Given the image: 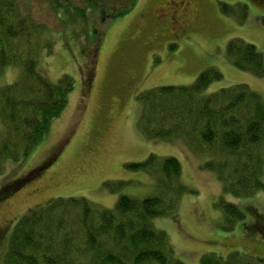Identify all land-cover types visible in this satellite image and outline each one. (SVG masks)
Returning a JSON list of instances; mask_svg holds the SVG:
<instances>
[{"label": "rangeland", "instance_id": "374dc122", "mask_svg": "<svg viewBox=\"0 0 264 264\" xmlns=\"http://www.w3.org/2000/svg\"><path fill=\"white\" fill-rule=\"evenodd\" d=\"M219 1L236 15L222 13ZM242 3L248 9L240 22L242 9L236 6ZM32 6L47 28L40 34L39 66L51 81L69 74L73 89L41 143L0 173L1 190L41 165L37 175L0 200V263L16 220L37 205L82 196L112 208L121 193L153 192L150 174L125 166L149 153L175 156L183 182L194 190L179 199L173 214L154 219L185 264H199L207 252L224 258L232 250L264 260V193L247 198L222 193L214 172L202 166L209 155L192 151L181 138H145L136 125L135 100L137 92L154 86L190 84L209 67L222 78L205 92L244 83L264 96V76L236 68L224 53L228 40L239 37L264 55V0H137L123 16L103 21L93 15L66 27L45 2L33 0ZM18 75L19 67L1 69L0 85ZM119 181L127 183L120 187ZM220 194L245 210L230 230L215 206Z\"/></svg>", "mask_w": 264, "mask_h": 264}, {"label": "trees", "instance_id": "16d2710c", "mask_svg": "<svg viewBox=\"0 0 264 264\" xmlns=\"http://www.w3.org/2000/svg\"><path fill=\"white\" fill-rule=\"evenodd\" d=\"M32 1L0 0V70L19 67L15 81L0 85V173L7 162L20 161L41 143L73 89L69 74L51 81L39 66L40 34L47 28L37 19ZM37 1L45 2L62 27L93 15L108 21L130 12L137 3ZM218 4L222 13L236 15L229 4ZM236 8L242 9L241 22L248 7L242 3ZM224 53L236 68L264 76V55L253 43L230 38ZM221 78L216 67H209L190 84L137 92L136 125L149 140L181 138L192 151L209 155L202 166L214 172L222 193L247 198L264 193V96L244 83L205 92ZM125 166L150 174L153 192L121 193L112 208L82 196L57 197L37 205L16 220L0 264H185L166 232L154 224L155 218L173 214L184 194L194 192L181 178L180 161L172 155L149 153ZM25 175L1 189L0 200L20 188ZM126 183L119 181L117 186ZM215 206L224 214L228 230L246 215L244 208L223 194ZM199 264H264V260L232 250L224 258L204 253Z\"/></svg>", "mask_w": 264, "mask_h": 264}, {"label": "flooded vegetation", "instance_id": "af4514ba", "mask_svg": "<svg viewBox=\"0 0 264 264\" xmlns=\"http://www.w3.org/2000/svg\"><path fill=\"white\" fill-rule=\"evenodd\" d=\"M176 20L173 21V23H175ZM130 79V78H129ZM41 169V165L37 166L36 168L33 169L32 173L31 171H28L26 174H28L27 176L25 175V182L27 180H30L31 178H33L35 175H37V173L39 172V170ZM2 236V230H0V237Z\"/></svg>", "mask_w": 264, "mask_h": 264}]
</instances>
